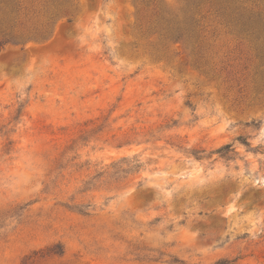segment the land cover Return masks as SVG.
Wrapping results in <instances>:
<instances>
[{
  "label": "rangeland",
  "instance_id": "374dc122",
  "mask_svg": "<svg viewBox=\"0 0 264 264\" xmlns=\"http://www.w3.org/2000/svg\"><path fill=\"white\" fill-rule=\"evenodd\" d=\"M76 2L0 53V264H264L258 43L205 4L200 42L174 44L154 6Z\"/></svg>",
  "mask_w": 264,
  "mask_h": 264
},
{
  "label": "trees",
  "instance_id": "16d2710c",
  "mask_svg": "<svg viewBox=\"0 0 264 264\" xmlns=\"http://www.w3.org/2000/svg\"><path fill=\"white\" fill-rule=\"evenodd\" d=\"M139 1L147 7H155L156 28L166 26L163 29L174 44L200 42L201 30L196 15L201 14L204 4L208 5L231 32L257 42L258 50L264 58V17L260 12L246 7L243 0H182V10L185 13L182 17L171 11L165 17L161 0ZM77 9L76 0H0V53L8 45H21L25 48L30 43L47 42L61 20L67 18L68 23L72 22L71 17ZM238 140L245 146H250L246 139ZM214 153L226 160H231V153L236 154L233 144L225 145ZM136 162L131 165L127 158L123 159L120 163L128 165L126 169L121 167L120 171L128 173L140 170L143 164L138 160ZM215 264L228 263L218 261Z\"/></svg>",
  "mask_w": 264,
  "mask_h": 264
}]
</instances>
